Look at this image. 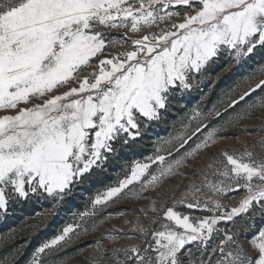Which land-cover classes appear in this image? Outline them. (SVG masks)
<instances>
[{"label": "snow or ice", "instance_id": "obj_1", "mask_svg": "<svg viewBox=\"0 0 264 264\" xmlns=\"http://www.w3.org/2000/svg\"><path fill=\"white\" fill-rule=\"evenodd\" d=\"M221 60L235 83L207 109L204 93L174 134L125 163L26 264H67V249L112 218L107 209L149 192L160 196L139 209L155 214L150 224L106 229L85 246L86 264H264V0H0V219L16 204L47 202L35 212L47 227ZM240 127L253 143L217 147L239 140L231 131ZM183 169L199 183L160 193ZM237 218L251 252L238 229L219 227Z\"/></svg>", "mask_w": 264, "mask_h": 264}, {"label": "rangeland", "instance_id": "obj_2", "mask_svg": "<svg viewBox=\"0 0 264 264\" xmlns=\"http://www.w3.org/2000/svg\"><path fill=\"white\" fill-rule=\"evenodd\" d=\"M113 35L121 36L122 33L113 32ZM226 66L227 62L221 60L220 64L212 71V74L198 86L196 92H193L191 95L177 97L171 110L165 114L158 124H153L148 129L143 138L137 142L138 146L133 147L131 150H122V158H117L110 162L107 165V171H97L98 179L93 182V187L87 188L82 193H79L75 199L69 201V203L61 210L60 215L54 218L47 227L40 224L39 218L35 216V212H43L44 209L48 207L47 202H28L14 205L11 214L5 219H0V264H2L4 257L18 255L17 249H20V251L23 252V255H18V259L12 261L11 264H26L30 253L37 245L43 240L51 238L55 234L56 229L62 226L63 222L70 221L72 218V212L83 210L90 195H94L97 190H103L104 186L114 182L119 175H122L125 163L130 162L132 159H141L144 156L150 155L154 150V141L167 139L170 134H174L173 123L176 122V126L178 127L179 121L184 117L185 113L195 107L200 101V97L204 95V93H208L211 89L209 99L203 105L205 109L210 108L212 103L219 98L221 90L234 84L236 81L234 75L223 71V68ZM218 75L221 79L218 83L213 84V81L216 80ZM181 105H184V107H181ZM256 123H259V121L247 120L243 122L244 125H252ZM231 134L233 136H238L239 140L232 139L220 141L217 144V147H227L231 150V148H241L244 142H247L248 144L253 143V136L245 135L244 127L233 129ZM257 150L259 151V149ZM211 151L214 152L215 149H212ZM182 171L187 172L189 175L167 181V183L159 189V192L171 196L173 194L171 188L174 185H180L182 189L184 183H199L198 173H193L191 169H183ZM242 194L243 193L236 194V199ZM147 195L149 197L148 200L125 199L107 209L108 213L113 214L112 218L107 220L98 231L89 234V236L84 237L82 241L76 243L72 248L67 249V255L69 257L67 264H86L85 257L90 253L91 249L85 246L93 239L100 237L106 229L115 227L127 231L133 227V222L136 221L137 217H139L142 224L146 226L149 225L151 217L155 214L150 213L149 217L146 218L139 209L148 205L152 199H156L159 202L160 196L156 192H149ZM220 202L222 204H234L235 200L223 198ZM179 210L184 211L185 214H199L189 213L187 209ZM119 212H123L124 215H119ZM125 221H129V223H125ZM34 224H40V227L34 229L31 227V225ZM259 226L262 225L258 222V227ZM219 227H234L235 229H238L241 233V242L246 247H249L250 252L252 251L248 245L247 239H245L246 235L250 237L252 233L246 227V220L244 218H237L235 225H232L230 222H222ZM105 243L110 242L105 241ZM78 248H84V251L78 253L76 251Z\"/></svg>", "mask_w": 264, "mask_h": 264}]
</instances>
